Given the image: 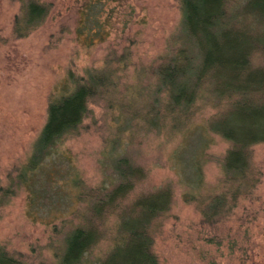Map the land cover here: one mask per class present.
Instances as JSON below:
<instances>
[{
  "label": "rangeland",
  "instance_id": "374dc122",
  "mask_svg": "<svg viewBox=\"0 0 264 264\" xmlns=\"http://www.w3.org/2000/svg\"><path fill=\"white\" fill-rule=\"evenodd\" d=\"M36 1L50 5L48 18L26 37L16 38L13 24L21 2L0 0V196L8 177L29 156L46 121L49 99L69 93L70 76L102 70L115 78L116 86L88 104L91 114L82 128L37 172L35 192L19 188L0 199V245L25 263H52L53 247L63 237L53 227L62 225L60 232L64 226L67 231L64 221L78 206L75 196L80 188L72 179L80 178L87 188L105 185L109 190L112 160L122 155L145 172L125 204L143 193L171 191L168 211L151 226L159 264H264V144L251 147L253 197L239 199L213 230L202 226L196 204L183 200L184 194L205 197L220 190L221 164L230 148L211 130L221 108L208 96L207 86H202L203 94L187 116L166 117L159 126L140 119L153 99L147 96L156 83L153 65L175 43L194 51L182 35L180 0H102L100 19L108 34L91 45L75 35L76 10L83 0ZM245 3L226 4L239 26L251 22L243 11ZM247 31L264 41V22ZM250 62L252 68L264 69V49L254 52ZM120 100L132 102L138 113L132 127L120 126ZM107 249L106 243L98 245L93 256Z\"/></svg>",
  "mask_w": 264,
  "mask_h": 264
},
{
  "label": "trees",
  "instance_id": "16d2710c",
  "mask_svg": "<svg viewBox=\"0 0 264 264\" xmlns=\"http://www.w3.org/2000/svg\"><path fill=\"white\" fill-rule=\"evenodd\" d=\"M19 1L13 34L23 38L46 21L51 7L36 0ZM227 3L228 0H180L182 35L192 43L194 51L175 43L153 65L151 74L156 83L147 93L153 99L140 116L150 126H159L166 117L187 116L202 96V86H207L208 96L221 108L220 118L211 130L230 148L221 164L220 190L216 188L215 194L205 197L184 194L183 200L194 202L202 226L213 230L233 212L239 199L253 197L256 180L251 175V147L264 144V69H254L250 62L254 52L264 49V41L254 39L247 31L254 23L264 22V0H246L243 11L251 21L247 26H239L236 15L227 11ZM102 6V0H83L76 10L75 35L88 45L104 41L108 34L100 19ZM69 81V93L49 99L46 121L25 163L8 177L1 200L15 195L19 188L35 192L37 172L52 155H57L56 148L63 141L79 132L91 114L88 104L116 86L115 78L102 70H87L84 76H70ZM120 104L124 111L120 126L132 127L134 115H138L133 103L120 100ZM179 157L186 164L184 153ZM111 166L109 190L105 185L87 188L80 178L72 179L80 188L75 196L78 206L70 213V220L64 221L67 231L64 226L60 232L62 225L53 227L63 237L53 247L54 260L50 264H159L153 252L151 226L168 211L171 191L166 188L143 193L125 204L136 184L145 178V172L122 155H116ZM195 172L201 179L198 166ZM39 190L38 194L44 191L43 187ZM103 243L107 244L106 252L93 256L94 249ZM0 264L29 263L0 245Z\"/></svg>",
  "mask_w": 264,
  "mask_h": 264
}]
</instances>
